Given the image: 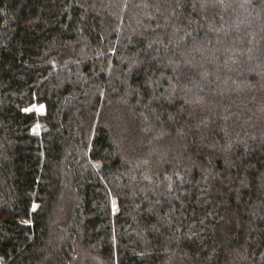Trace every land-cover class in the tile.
I'll use <instances>...</instances> for the list:
<instances>
[{
    "label": "trees",
    "instance_id": "1",
    "mask_svg": "<svg viewBox=\"0 0 264 264\" xmlns=\"http://www.w3.org/2000/svg\"><path fill=\"white\" fill-rule=\"evenodd\" d=\"M0 264H264V0H0Z\"/></svg>",
    "mask_w": 264,
    "mask_h": 264
},
{
    "label": "rangeland",
    "instance_id": "2",
    "mask_svg": "<svg viewBox=\"0 0 264 264\" xmlns=\"http://www.w3.org/2000/svg\"><path fill=\"white\" fill-rule=\"evenodd\" d=\"M29 110H36L40 113H44L45 112V106L42 104H35L32 107H30Z\"/></svg>",
    "mask_w": 264,
    "mask_h": 264
}]
</instances>
